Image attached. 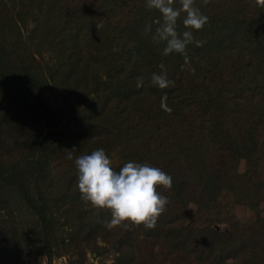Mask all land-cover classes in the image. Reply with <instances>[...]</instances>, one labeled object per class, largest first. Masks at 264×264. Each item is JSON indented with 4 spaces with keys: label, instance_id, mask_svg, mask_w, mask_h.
I'll use <instances>...</instances> for the list:
<instances>
[{
    "label": "trees",
    "instance_id": "obj_1",
    "mask_svg": "<svg viewBox=\"0 0 264 264\" xmlns=\"http://www.w3.org/2000/svg\"><path fill=\"white\" fill-rule=\"evenodd\" d=\"M195 4L209 23L193 31L203 43L187 46L186 63L153 41L161 14L145 0H0V231L18 208L7 199L13 191L28 216L25 248L39 246L44 264H84L86 251L111 252L113 264H160L162 245L166 258L194 264H264L263 221L219 231L215 218L197 223L188 213L207 214L223 195L264 210V8ZM160 63L174 87L151 83ZM165 95L171 114L160 107ZM98 148L117 171L147 162L173 178L170 190L157 188L169 203L154 229H108L110 210L81 199L75 158ZM6 233L0 264H41L22 257L21 236Z\"/></svg>",
    "mask_w": 264,
    "mask_h": 264
},
{
    "label": "clouds",
    "instance_id": "obj_2",
    "mask_svg": "<svg viewBox=\"0 0 264 264\" xmlns=\"http://www.w3.org/2000/svg\"><path fill=\"white\" fill-rule=\"evenodd\" d=\"M207 3V0H204ZM257 6L264 8V0H255ZM145 0V6L158 10L160 18L153 21L157 25L152 39L154 42H164L163 55L181 54L188 61L187 46L191 43L202 46L201 41L194 40L193 31L202 30L209 23V18L196 6L195 0ZM184 15L185 31L178 32L177 25L181 15ZM99 27V25H97ZM151 30V25L146 32ZM160 71L151 74V83L160 89L174 87L175 81L169 79L164 63L158 65ZM194 72L195 69H192ZM143 86V78L137 79V87ZM167 95L161 99L160 107L171 114ZM76 149H67L66 158L73 159ZM113 162L103 148H98L91 154L75 158L78 170L77 187L81 199L90 203L96 209H108L111 219L105 221V227H123L129 229V224L146 229H154L159 217L166 211L169 199L158 192V186L171 189L173 178L161 168L149 163L129 161L120 167L119 171L112 166ZM127 222V223H126Z\"/></svg>",
    "mask_w": 264,
    "mask_h": 264
},
{
    "label": "rangeland",
    "instance_id": "obj_3",
    "mask_svg": "<svg viewBox=\"0 0 264 264\" xmlns=\"http://www.w3.org/2000/svg\"><path fill=\"white\" fill-rule=\"evenodd\" d=\"M46 100V106L48 107H54L55 106V99L52 97L51 93H46L45 95ZM61 114L63 112H60ZM6 192V191H5ZM4 192V193H5ZM8 193V200L13 201V206L15 204L18 208H16V212L14 213V217L12 216V213H8V215L3 216V220L6 219L7 221V227L4 229V232L0 231V234H7L6 232H12V229L14 232H16V237L21 236L22 240L19 241L21 245V254L22 257L25 258V260L29 262H38L41 264L45 263V258L43 256H40L37 247L32 248L31 252L27 251L25 248L27 244V237L25 238L24 228L26 224V220H28V216L26 213L20 209V204L18 201L17 195L13 191L7 190ZM12 206V207H13ZM195 212V222L199 223L200 220L204 218H215L216 224L214 225L215 230L219 231H227L232 230L235 228L248 230L251 223L254 219H259L264 222V210L261 205H256L252 210H247L245 208L240 207H234L231 203L230 197L223 195L218 200H212L209 204V210L207 214H204L202 208L198 207H191L188 210V213H194ZM220 212V213H218ZM13 217V218H12ZM0 219H2L0 214ZM15 237V238H16ZM25 240V241H24ZM98 247H104L102 243H98ZM149 247V245L147 246ZM165 247L162 245L161 249H157V251H160L162 254H159V262L160 264H194L190 258L182 257L180 255H172L170 257H165V254L167 253L165 250ZM147 251V248H146ZM97 254L96 252H85V262L84 264H113V255L111 252H105ZM67 259L66 257H59V258H53L52 264H66Z\"/></svg>",
    "mask_w": 264,
    "mask_h": 264
}]
</instances>
